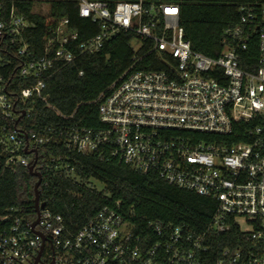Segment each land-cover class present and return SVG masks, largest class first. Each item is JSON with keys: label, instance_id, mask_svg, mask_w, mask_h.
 Listing matches in <instances>:
<instances>
[{"label": "built area", "instance_id": "built-area-1", "mask_svg": "<svg viewBox=\"0 0 264 264\" xmlns=\"http://www.w3.org/2000/svg\"><path fill=\"white\" fill-rule=\"evenodd\" d=\"M17 1L0 0V64L3 54L14 52L22 58L19 75L36 79L21 90L23 101L35 95L47 102L45 75L99 52L123 32L140 45L132 47V66L98 98L102 128L65 127L57 135L53 128L14 130L1 140L12 144L7 164L35 162L41 172L40 149L56 135L80 153L108 154L156 172L217 207L201 230L156 221L148 236L137 234L119 201L76 228L45 207L35 226L37 214L29 219L23 208H11L1 218L0 264H33L41 251L40 264H264V3L243 8L240 22L225 31L220 55L210 57L186 39L183 0H66L98 32L80 41L70 19L61 18L38 56L26 37L35 25ZM249 42L259 52L254 71L241 67ZM151 54L165 67L137 69ZM15 99L0 76V113L15 118ZM236 125L247 140H230Z\"/></svg>", "mask_w": 264, "mask_h": 264}, {"label": "trees", "instance_id": "trees-1", "mask_svg": "<svg viewBox=\"0 0 264 264\" xmlns=\"http://www.w3.org/2000/svg\"><path fill=\"white\" fill-rule=\"evenodd\" d=\"M40 2L50 4L47 14L35 11V5ZM262 3L264 0H183L181 25L186 39L193 50L217 57L223 49L225 31L240 22L243 8ZM16 5L35 25L26 32V37L38 56L43 53L47 39L53 35L51 29L61 18L70 19V26L79 32L80 41L98 32L95 24L79 16L73 1L18 0ZM132 40L131 34L123 32L97 53L82 54L73 62L57 64L44 78L46 88L43 95L48 97L47 102L35 95L21 100V90L32 87L36 79L19 75L22 58L14 52L2 55L4 60L0 64V76L5 80L7 92L16 98V117L0 113V224L1 218L11 208H23L29 219L35 217L34 186L37 182V177L30 173L29 168L7 164L10 156L7 148L12 144L1 140L14 130L43 132L53 128L57 135L65 127L102 128L98 98L132 66L135 55ZM258 54L257 44L249 42L243 52L241 67L247 71L256 70ZM164 67L165 63L157 54L148 55L137 64V69ZM19 117L21 119L16 123ZM242 132L243 128L236 125L230 140H247ZM56 135L40 149L46 160L41 171L43 180L39 187V199L46 209L60 214L71 228L85 224L101 208L116 201L135 224L137 234L142 236L150 235L151 222L185 224L201 230L211 221L217 203L210 197L179 188L156 172H142L108 154L80 153ZM20 137L24 139V136ZM93 180L103 184L101 192L92 185Z\"/></svg>", "mask_w": 264, "mask_h": 264}, {"label": "water", "instance_id": "water-1", "mask_svg": "<svg viewBox=\"0 0 264 264\" xmlns=\"http://www.w3.org/2000/svg\"><path fill=\"white\" fill-rule=\"evenodd\" d=\"M22 117V116H21ZM21 117H19L16 121V123L21 119ZM26 153H31L32 150H25ZM33 152L37 153V150H33ZM36 161V160H35ZM34 164L35 162L29 166V171L32 175H34L35 177H37V182L35 183L34 186V190H35V199H34V205H35V212L37 214V219L36 221L33 223V226H35L37 224V222L39 221V217H40V211L41 209H43L45 207L44 203H40V199H39V187L42 183L43 177L41 172L34 170ZM41 253L42 251L39 253V255L36 257L35 261L33 264H40L41 263ZM49 264H53V262L49 263Z\"/></svg>", "mask_w": 264, "mask_h": 264}, {"label": "rangeland", "instance_id": "rangeland-1", "mask_svg": "<svg viewBox=\"0 0 264 264\" xmlns=\"http://www.w3.org/2000/svg\"><path fill=\"white\" fill-rule=\"evenodd\" d=\"M50 5L47 3H42L36 6L35 11L41 13V14H47L49 11ZM140 43L137 39L132 40L131 46L136 50L139 47ZM92 185L98 190L102 191L103 190V184L98 182V181H92Z\"/></svg>", "mask_w": 264, "mask_h": 264}]
</instances>
